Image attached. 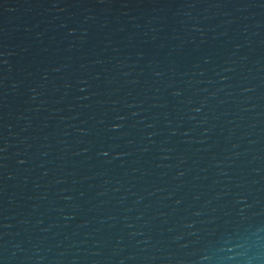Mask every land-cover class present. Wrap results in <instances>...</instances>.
<instances>
[{
    "label": "water",
    "instance_id": "water-1",
    "mask_svg": "<svg viewBox=\"0 0 264 264\" xmlns=\"http://www.w3.org/2000/svg\"><path fill=\"white\" fill-rule=\"evenodd\" d=\"M0 264H264V0H0Z\"/></svg>",
    "mask_w": 264,
    "mask_h": 264
}]
</instances>
